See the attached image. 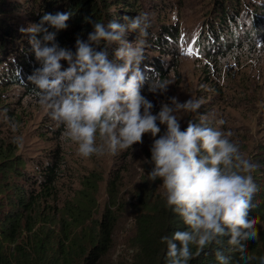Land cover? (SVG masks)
I'll return each instance as SVG.
<instances>
[{
    "label": "trees",
    "instance_id": "obj_1",
    "mask_svg": "<svg viewBox=\"0 0 264 264\" xmlns=\"http://www.w3.org/2000/svg\"><path fill=\"white\" fill-rule=\"evenodd\" d=\"M174 2L154 0L153 14L156 20L148 28V35L142 37L155 53L145 54L140 69L149 78L158 76L161 81L176 65V59L170 57L177 55L179 35L178 26L169 22ZM203 2L205 16L201 20L197 43L204 47V58L214 57L216 53L222 54L226 48L237 46L240 36L244 37V41L264 36V6L258 1ZM249 8L254 26L247 30L237 19L242 11ZM142 11L138 0H0V88L6 90L12 85L24 89L27 95L35 94L28 77L40 65L29 44L28 35L19 29L38 22L44 13L72 14L67 21L69 27L60 30L56 40L60 46L74 52L77 36L87 39L88 33L93 30L85 17L105 24L110 20L122 23L124 17H134L144 13ZM232 27L243 31L233 37ZM50 31L54 29L50 28ZM127 38L137 39V33H129ZM61 63L67 67L66 61ZM211 86L217 90L215 85ZM1 101L0 97L4 116L18 124L21 117L16 115L15 108ZM222 115L213 114L204 120L214 127L216 121L224 120L225 116ZM195 123L200 121L196 120ZM221 131L232 133L230 141L237 144L243 158L255 166L248 173L257 186L252 199L255 207L250 210L248 219L254 222L258 235L255 240L243 241L244 259L238 247L228 243L229 237L222 236L203 250L191 245L188 264H221L217 251L227 259V264H261L260 258L264 257V140H255L248 131L240 132L242 130H237L236 126ZM55 132L59 134L61 130L58 128ZM163 132L161 130L160 134ZM10 139H13V130L2 118L0 264H167V245L161 242V237H170L185 226L178 215L166 209L162 192L148 189L145 183L131 191L129 197L133 202L128 204L133 206L134 211L132 230L127 232L126 240L119 237V241L115 242L121 206L117 192L113 190L121 172L113 182L108 181V205L101 211L99 179L94 172L83 174L78 185L63 196L60 180L65 178L62 168L64 157L60 156L59 148L46 154L26 155L18 153L19 143H11ZM150 147L143 150L147 160L151 157ZM148 172L150 170L145 172V176ZM98 213L100 216H97Z\"/></svg>",
    "mask_w": 264,
    "mask_h": 264
},
{
    "label": "clouds",
    "instance_id": "obj_2",
    "mask_svg": "<svg viewBox=\"0 0 264 264\" xmlns=\"http://www.w3.org/2000/svg\"><path fill=\"white\" fill-rule=\"evenodd\" d=\"M71 15L44 13L38 22L19 29L28 35L40 65L28 81L55 126L63 127L61 139L75 144L78 156L89 158L132 149L150 133L151 157L145 161L152 164L148 180L161 181L166 209L185 226L170 237H161L167 245V264H188L191 245L203 250L222 236L229 237L228 243L237 246L244 259L243 241L258 235L248 219L257 186L248 174L255 166L230 141L232 133L204 119L189 120L182 129L181 118L200 108V101L193 98L179 102L170 97L171 104L162 103L152 113L154 105L142 89L147 85L153 94L164 93L168 83L158 76L149 78L140 69L145 59L142 37L150 27L146 13L126 16L122 23L85 17L93 30L87 39L77 36L74 52L56 40L57 33L69 27ZM132 32L137 33L135 41L127 38ZM4 119L15 132L19 125ZM159 125L166 126L163 134ZM12 142L21 143L22 137L14 136ZM216 255L221 264H227L220 251ZM260 261L264 264V257Z\"/></svg>",
    "mask_w": 264,
    "mask_h": 264
},
{
    "label": "rangeland",
    "instance_id": "obj_3",
    "mask_svg": "<svg viewBox=\"0 0 264 264\" xmlns=\"http://www.w3.org/2000/svg\"><path fill=\"white\" fill-rule=\"evenodd\" d=\"M174 1L175 7L170 14L169 22L178 26L179 35L176 45L177 55L173 54L170 57L176 59V65L169 69L166 79L162 80L168 83L167 91L162 96L159 93L149 92L147 87L144 89L142 94L153 105H156L151 110L152 113L156 114L162 103L171 104L170 97H176L179 102L193 98L200 101V108L181 118L182 129L187 126L189 120L201 121L213 114L222 115L224 113L222 116H225V123L219 125L216 121L215 128L226 130V127L236 126L237 130H242L240 132L248 131L253 139L264 140V36L260 34L261 36L250 41H244V37L240 36L237 46L229 47L232 49L226 48L222 54L216 53L214 57L204 58L202 51L204 47L197 43L202 25L201 20L205 16L203 0ZM255 1L264 6V0ZM138 4L142 12L147 14L150 26H152V21L156 20L153 14L154 0H138ZM237 22L249 30L254 26L252 10L249 8L242 11ZM232 29L233 35L231 36L233 37L243 31L237 27H232ZM262 29L264 30V27ZM129 40L135 41L136 39ZM189 48L193 52L191 55L187 51ZM151 49L152 47L145 42L144 53L150 55L155 53ZM212 84L217 90L212 88ZM11 87L13 86L11 85L6 90L0 88V97L3 100L2 103L7 102L9 107L15 108L16 115L21 117L18 129L13 132V137L14 135L22 137L17 152L34 156L46 154L47 151L58 147L61 152L60 156L64 157L62 168L65 178L62 177L60 180L63 196L78 185L83 174L94 172L99 179L98 201L99 209L102 211L105 205H108L107 183L109 180L113 182L121 172V177L117 180V186L113 190L117 192L121 206V210L118 211L119 219L116 224L118 237L115 242L119 241V237L120 240H126V234L132 230L133 223V206L128 204L133 202V199L129 197L131 191L137 186L140 187L142 183H145L148 189L158 192L163 190L159 179L153 182L145 176V172L151 171L152 168L151 163L145 162L147 158L143 152L153 142L151 134H144L143 143L134 144L132 149L118 151L114 155L106 153L103 156L93 155L89 158H82L76 154L75 144L61 139L63 127L55 126L40 104L38 97L35 94L27 95L24 89L17 87L8 90ZM5 117L0 107V119ZM226 118L228 120H225ZM5 123L8 124V121L5 120ZM157 123L159 124V121ZM159 126L161 130L166 128L165 125ZM58 128L61 130L59 134L55 132ZM12 140L10 139L11 143H13ZM97 216H100L99 213Z\"/></svg>",
    "mask_w": 264,
    "mask_h": 264
},
{
    "label": "snow or ice",
    "instance_id": "obj_4",
    "mask_svg": "<svg viewBox=\"0 0 264 264\" xmlns=\"http://www.w3.org/2000/svg\"><path fill=\"white\" fill-rule=\"evenodd\" d=\"M187 51H188V54H190V55H191V54H193V52H192V49H191V48H189Z\"/></svg>",
    "mask_w": 264,
    "mask_h": 264
}]
</instances>
